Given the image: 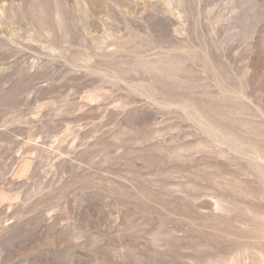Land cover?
Wrapping results in <instances>:
<instances>
[{
    "label": "rangeland",
    "instance_id": "1",
    "mask_svg": "<svg viewBox=\"0 0 264 264\" xmlns=\"http://www.w3.org/2000/svg\"><path fill=\"white\" fill-rule=\"evenodd\" d=\"M0 264H264V0H0Z\"/></svg>",
    "mask_w": 264,
    "mask_h": 264
}]
</instances>
